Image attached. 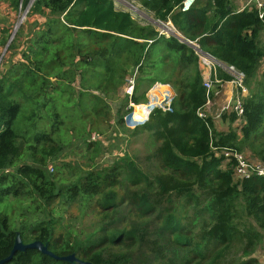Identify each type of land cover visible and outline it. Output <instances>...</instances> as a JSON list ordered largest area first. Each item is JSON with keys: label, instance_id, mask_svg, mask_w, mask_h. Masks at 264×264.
I'll return each mask as SVG.
<instances>
[{"label": "trees", "instance_id": "obj_1", "mask_svg": "<svg viewBox=\"0 0 264 264\" xmlns=\"http://www.w3.org/2000/svg\"><path fill=\"white\" fill-rule=\"evenodd\" d=\"M138 1L156 20L169 21L181 36L196 41L204 52L244 74L248 94L242 100L243 115L238 118L231 111L223 113L222 120L230 125L236 123L235 128L225 131L218 130L211 117L198 116L206 102L201 71L192 48L175 36L158 37L156 31L150 30L137 40L125 37L132 21L128 15L115 11L109 0H35L30 13L43 22L35 21L28 32L15 35L18 39L14 37L6 48L8 56L0 70V260L10 254L18 233L23 243L41 241L58 256L75 254L93 264H127L122 255H104L103 249L108 243H118L120 234L103 228L93 238L65 241L59 235L61 231L55 234L58 224L49 209L57 199L91 202L98 197L95 200L104 210L129 203L139 212L146 209V214L154 215V209L161 208L167 227L172 228L175 224L171 221L172 207H161L159 203L171 205L176 198L199 209L210 220L205 227L209 240L214 242V251L206 261L192 264H253L250 252L264 241V178L252 175L235 181V160L226 159L221 151L242 153L264 163V69L261 70L264 47L260 44L264 21L258 19L254 9L238 12L233 0H196L187 12L180 10L183 0ZM150 40L152 43H148ZM163 50L162 59L172 61L169 85L175 96L171 110L155 108L148 120L137 126L148 131L159 144L147 156L157 167V173L150 179L125 157L119 159L124 163L116 161L103 171L87 172L69 188L57 186L45 170L47 159L55 150L45 152L44 148L53 144L52 137L59 130L54 128L58 105L48 107L47 116H41L32 109L29 113L28 105L22 103L33 101L28 96L45 94L50 78L57 82L69 76L70 82L74 86L78 83L80 89L87 90L88 82H97L98 88L104 86L101 90L105 96L107 85L117 90L132 77L133 93L131 96L124 93V106L146 104L148 90L140 92L139 85L145 73L146 89L156 83H152L153 74L148 69L158 63L156 59ZM127 66L134 70L123 80ZM217 77L222 83L231 81L221 71ZM22 109L25 114H20ZM93 111L99 114L104 109L95 105ZM120 111H116L115 117L119 124H124ZM125 111L127 119L130 118L132 108ZM45 118L53 119L48 129ZM25 136L31 144L21 150L18 139ZM19 159L25 163L15 166ZM122 173L132 189L130 196H123L119 189ZM142 185L146 186L144 193L135 191ZM21 201L30 203L27 207L31 213L41 212L43 206L51 219L34 218L33 223L24 222L14 228L10 215ZM240 213L251 224L237 225ZM175 233L183 232L175 230ZM176 242L190 247L192 238L185 243L177 239ZM237 248L245 259L231 263L228 253ZM197 255L190 253L187 260ZM7 264L69 263L26 250L17 252Z\"/></svg>", "mask_w": 264, "mask_h": 264}, {"label": "rangeland", "instance_id": "obj_2", "mask_svg": "<svg viewBox=\"0 0 264 264\" xmlns=\"http://www.w3.org/2000/svg\"><path fill=\"white\" fill-rule=\"evenodd\" d=\"M109 1L112 4L114 3L113 8L115 11L128 15L132 21L129 32L125 37L137 40L140 35H144L147 31L154 30L157 32L160 30L158 24L160 21L156 20L153 14L142 6L140 1ZM244 1L233 0L236 9H239ZM27 3L28 0L23 1L21 13L25 11ZM18 12L19 7L17 8V14ZM34 24L33 15L29 11L26 19L20 25L22 27L20 28L19 26L18 29H20H17L15 33H13L14 29L12 28L9 39L11 36L12 40L15 39L14 37H17L15 36L17 33L19 35L24 33L25 28L27 30L31 29ZM163 24L165 23L161 24L162 27H164ZM169 35L170 33L164 37H169ZM22 41L21 37L20 44H22ZM260 44L264 47V32L261 33ZM164 55L165 51L163 50L160 58L156 59L158 63L153 68L148 69L153 74L152 83L169 85L171 81L173 76L172 61H164L162 59ZM7 56L8 53L4 50L0 55V70L4 67V61ZM160 63L163 64L161 65ZM263 69L264 60L261 66V70ZM133 70L131 66H127L123 80ZM144 70H146V67ZM205 75L201 73L202 78ZM131 79L132 77H129L128 82L123 87L117 88V90L115 86L107 85L105 89L108 96H105L101 90L104 86L98 88L97 82H88L86 84L88 89L86 90L80 89L78 83L74 86L73 82H70L69 76L57 79V82L55 78H50L45 94L28 96V99L33 98V101L22 103L23 105H28L29 113L32 109L37 115L41 116H47L48 107L58 105L56 109L58 117L54 128L59 130L52 137L53 144H47L44 148L45 152H49L51 148L55 150V154L47 159L45 170L47 175L58 183L57 186L64 189L69 188L87 172L92 170L103 171L116 161L124 163L119 159L125 157L134 162L135 166L150 179L153 174L157 173V167L149 161L147 156L151 155L159 144L148 131L137 127L141 124L138 121H134L132 115L128 119L126 117L127 112L125 110L129 108V105L124 106L123 97L125 90L131 85V82H129ZM141 82L139 90L146 93V90H149L152 86L149 85V89H146V73L143 74ZM218 84L215 82L212 84L210 111L205 114L213 117L212 119L218 130L225 131L236 126V123L235 125H230L228 121L221 119V115L224 113L221 111L222 107L228 105V111H230L233 106L236 88L231 82H225L222 85ZM165 89L166 93L171 91L174 93L170 85L165 86ZM59 91L61 93H57ZM61 102L63 104L59 106ZM95 105L99 109L103 108L104 112L96 114L93 111ZM119 109H121L120 113L122 116L124 115V124H119L115 117V113ZM20 114H25L23 109ZM20 117L21 115L18 116L14 124L15 131ZM52 121L53 119L51 118H48V120L45 118L46 129H48ZM30 144L31 140L27 136L23 139H18V146H20L21 150ZM244 152L251 154L248 150ZM23 163L25 162L19 159L15 166ZM233 178L236 180L234 171ZM118 183H120L119 189L122 190L123 196H130L132 189L128 187V183L125 181V173L121 174ZM135 191L144 193L146 186L142 185L141 188ZM97 198L95 197V199ZM95 199L91 202H81L79 199L76 201L57 199L53 207L49 209V212L53 214L52 218L58 224L55 226L57 229L55 234L61 231V234H59L61 239L71 241L73 238L78 240L93 238L103 228L109 233H118L121 235L120 241L116 244L108 243L103 249L104 255H122L126 257L127 264H168L171 262L185 264L188 261H192V264L206 261L214 251L212 250L214 242L209 240L207 228L205 227L206 222L210 224L209 216L203 214L202 211L194 206H189L185 202L176 200V198H173L171 205H167L165 202L159 203L161 207H172L170 211L171 221L174 220L175 222L172 228L167 227L166 214L161 208L157 207V209H154V215H151L150 212L146 214V209L139 212L129 203L104 210ZM115 203L116 201L113 202V204ZM29 204L26 201L16 204L19 208L16 209L13 215H10L14 228L20 227V224L24 222L30 221L33 223L36 219L40 221L51 219L44 212L43 206L42 209L40 208L41 212L31 213V209L27 207ZM148 210L152 211L150 208ZM243 222H245V225L251 224V220L247 219L243 213H240L237 225H242ZM175 230H182L183 233L177 235ZM190 237L192 238L190 247H182L176 242L177 239L185 243ZM190 253L198 255L187 260ZM250 254L253 264H264V241L258 243ZM227 258L231 263L245 259L238 248L231 250Z\"/></svg>", "mask_w": 264, "mask_h": 264}, {"label": "built area", "instance_id": "obj_3", "mask_svg": "<svg viewBox=\"0 0 264 264\" xmlns=\"http://www.w3.org/2000/svg\"><path fill=\"white\" fill-rule=\"evenodd\" d=\"M23 1L24 0H19V6H18L19 12L17 14V18L13 26L14 32H16L18 27L24 22L28 12L30 11L31 6L35 2V0H28L25 11L21 13ZM195 1L196 0H183L180 6V10L182 12H187L194 5ZM252 9L256 11L258 19L264 21V0H245L244 2L241 3L238 12L242 10L251 11ZM158 24L160 26V30L157 31L158 37L167 36V34L170 33V35L172 34V36H175L181 43L190 45L194 55L197 58L199 70L201 71L202 74H206L202 78V86L205 89L206 102L205 105L202 107V109H200L197 112L198 116L201 118H205L208 116L211 117L210 115H207L205 113L210 111L209 106H210V99L212 97L210 96V92L212 90L213 82L219 83L218 85L223 84L221 80H219L217 77V72L221 71L227 74L229 77H231V81L229 82H231V84L234 85V87L236 88L235 89L236 95L233 99V101L234 100L235 101L230 111L235 113L236 116L240 118L243 115L242 99L248 94V90L244 85V74L237 71L233 66L226 65L218 61L209 53L204 52L196 43V41H190L184 38L183 36H181L169 21L163 24L164 27H162L161 22ZM148 43H152V41L150 40L148 41ZM129 82H131V85L125 90V94L131 96L133 93L134 80L131 79ZM165 86H169V85H162L161 83H155L154 85H152L146 93V98H147L146 104H141L138 106L132 103L129 104V107L132 108V113H134L133 107L134 109H136L139 106L146 107V114L145 116H143V119L137 120L139 124L145 123L148 120L149 114L155 108L161 109L164 112L171 110V105L175 94L172 91L166 93ZM161 87H164V89L160 90ZM228 108H229L228 105L226 107H222L221 111L224 113L230 112L228 111ZM221 154L226 159L230 160L231 158H233L235 160L234 174L236 180L249 178L252 175H256L264 178V163L259 162L257 160H253L242 153L230 152L227 149L221 151Z\"/></svg>", "mask_w": 264, "mask_h": 264}, {"label": "water", "instance_id": "obj_4", "mask_svg": "<svg viewBox=\"0 0 264 264\" xmlns=\"http://www.w3.org/2000/svg\"><path fill=\"white\" fill-rule=\"evenodd\" d=\"M11 41H12V36L8 40L6 48L8 47V45L10 44ZM6 48H5V51H6ZM26 250H36L39 253H41L42 255H45V256H48L54 260H59V261L66 262L69 264H93L91 262L78 259L75 256V254H69L66 256H58L48 249L47 244H43L41 241H33L30 243H23V241L21 240L18 233L15 236L13 247L11 249L10 254L6 258L1 259L0 264H7L8 262H10L12 260L13 256L17 252H24Z\"/></svg>", "mask_w": 264, "mask_h": 264}, {"label": "crops", "instance_id": "obj_5", "mask_svg": "<svg viewBox=\"0 0 264 264\" xmlns=\"http://www.w3.org/2000/svg\"><path fill=\"white\" fill-rule=\"evenodd\" d=\"M15 4H19V0H0V55L6 48L17 18ZM33 20L39 22V24L43 22V19L36 15H33ZM29 30L25 28L23 34Z\"/></svg>", "mask_w": 264, "mask_h": 264}, {"label": "bare ground", "instance_id": "obj_6", "mask_svg": "<svg viewBox=\"0 0 264 264\" xmlns=\"http://www.w3.org/2000/svg\"><path fill=\"white\" fill-rule=\"evenodd\" d=\"M162 89H164V87L160 88V90H162ZM145 114H146V107L145 106H139L135 109L134 113H131L132 119L134 121H137L138 119H143V116H145Z\"/></svg>", "mask_w": 264, "mask_h": 264}]
</instances>
